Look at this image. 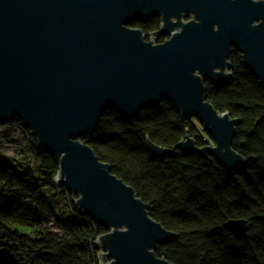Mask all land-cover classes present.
I'll return each instance as SVG.
<instances>
[{
  "label": "water",
  "instance_id": "water-1",
  "mask_svg": "<svg viewBox=\"0 0 264 264\" xmlns=\"http://www.w3.org/2000/svg\"><path fill=\"white\" fill-rule=\"evenodd\" d=\"M155 16L152 33L166 37L158 43L133 27ZM233 49L264 87V0H0V125L18 119L55 158L56 185L105 229L95 239L100 264H173L155 249L177 235L80 138L107 110L131 120L165 100L196 118L212 144L197 146L189 135L173 147L147 139L150 157L180 150L243 169L247 160L232 147L239 119L219 112L204 84L230 81ZM225 226L247 235L245 219Z\"/></svg>",
  "mask_w": 264,
  "mask_h": 264
},
{
  "label": "trees",
  "instance_id": "trees-1",
  "mask_svg": "<svg viewBox=\"0 0 264 264\" xmlns=\"http://www.w3.org/2000/svg\"><path fill=\"white\" fill-rule=\"evenodd\" d=\"M159 26V17L133 24L146 35ZM229 62L228 83L204 84L207 100L219 112L239 119L232 147L247 160L243 169L228 171L210 155L180 150L162 159L150 157L147 139L173 147L186 135L197 146L206 145L205 136L210 137L194 124L196 118L182 116L165 100L131 120L107 110L95 129L80 138L149 205V215L177 235L155 249L157 256L173 264H264V87L236 49ZM7 125L23 133L35 169L0 150V264H98L95 239L105 229L74 203L72 219L55 217L54 226L45 221L47 200L37 180L67 193L53 182L58 163L37 148L18 119L3 128ZM232 218L246 220L244 238L226 228Z\"/></svg>",
  "mask_w": 264,
  "mask_h": 264
},
{
  "label": "rangeland",
  "instance_id": "rangeland-1",
  "mask_svg": "<svg viewBox=\"0 0 264 264\" xmlns=\"http://www.w3.org/2000/svg\"><path fill=\"white\" fill-rule=\"evenodd\" d=\"M190 16L182 18L183 21L190 19ZM147 40H153L155 43L162 42L166 38L162 36L159 41V36L154 35L152 32L146 35ZM168 38V37H167ZM194 124L202 131V125L197 121L193 120ZM0 134H9L6 137H1V153L5 156H15L18 160L21 161L22 164L27 163L33 168L35 167L33 163V157H31V152L26 145V139L21 134L20 129L17 127H11L7 125L3 128V125H0ZM207 142L212 144L210 137L205 136ZM21 149L23 150V154L21 153ZM22 154V155H20ZM27 161V162H26ZM32 164V165H31ZM35 169V168H34ZM56 176L53 178V182H55ZM38 186L40 193L46 198L47 200V209L43 211V218L45 221L50 224L51 226L55 225V217L56 218H68L72 219V214L74 211L71 207V204L74 203V199L77 198V195H72L70 193L61 194L60 191L50 184L45 183L44 181L38 179ZM100 258V257H99ZM101 261L99 259L98 264Z\"/></svg>",
  "mask_w": 264,
  "mask_h": 264
},
{
  "label": "built area",
  "instance_id": "built-area-1",
  "mask_svg": "<svg viewBox=\"0 0 264 264\" xmlns=\"http://www.w3.org/2000/svg\"><path fill=\"white\" fill-rule=\"evenodd\" d=\"M54 183L56 184V181Z\"/></svg>",
  "mask_w": 264,
  "mask_h": 264
},
{
  "label": "flooded vegetation",
  "instance_id": "flooded-vegetation-1",
  "mask_svg": "<svg viewBox=\"0 0 264 264\" xmlns=\"http://www.w3.org/2000/svg\"><path fill=\"white\" fill-rule=\"evenodd\" d=\"M155 17H158V16H155Z\"/></svg>",
  "mask_w": 264,
  "mask_h": 264
}]
</instances>
